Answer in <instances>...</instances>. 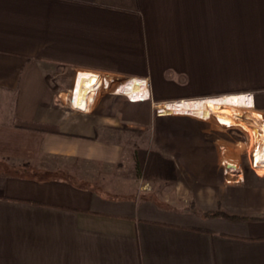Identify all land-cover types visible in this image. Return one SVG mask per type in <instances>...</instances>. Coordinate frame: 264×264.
Here are the masks:
<instances>
[{"label": "crops", "instance_id": "obj_1", "mask_svg": "<svg viewBox=\"0 0 264 264\" xmlns=\"http://www.w3.org/2000/svg\"><path fill=\"white\" fill-rule=\"evenodd\" d=\"M195 62L223 63L233 94L201 98L202 114L254 129L252 111L262 143L264 0H0V264H264V178L220 164L241 153L154 135L104 97L88 111L59 97L90 98L98 73L147 80L153 96V78ZM251 143L247 169L264 177ZM137 148L173 159L174 179L141 176ZM217 210L245 218L203 214Z\"/></svg>", "mask_w": 264, "mask_h": 264}, {"label": "rangeland", "instance_id": "obj_2", "mask_svg": "<svg viewBox=\"0 0 264 264\" xmlns=\"http://www.w3.org/2000/svg\"><path fill=\"white\" fill-rule=\"evenodd\" d=\"M189 65H191L190 66V68L192 69L191 72H189V70H186L184 72L175 70V71L167 72L161 78H153L152 79L153 96L151 95L148 101L142 102L138 104L136 107L130 106L129 104L130 99H128L126 96L113 94L112 89H114L115 87L110 88L109 90H104L99 95L97 102L98 100L104 97L103 100L104 102H106L105 105L120 107V109L124 111V113L128 115L129 118H135L137 120L135 123H133L134 125H136L135 127L143 128L145 127V124H148V122L152 121L154 123L152 124V128L154 129L153 130L154 135L157 133V131L161 129L164 130L166 129L169 130V132L171 130H174L176 132L183 131L186 135H189L188 138L190 140L193 139L192 136L196 135L197 133H200L203 137H205L202 138V140L206 142L210 140L209 138L216 136V138L217 137L220 138V144L224 145V149L228 150V152L230 151V154L234 152L241 153L238 159L228 155L227 159L225 158L222 159V161L220 162L221 165H223L225 161L234 163L237 164L240 169L237 172V174L241 171L242 168L243 170H246V173H248L247 177H252L256 180L260 178H264L263 176L258 177L253 175L251 173V170L249 171V169H247V167H251V162L249 157V147H248L249 137L247 131L243 126V125L248 126L247 124L241 122L239 123L237 122V124L236 123L233 124L229 120H223L221 118H217L216 117L217 113L216 110L214 109L210 110V112L208 113V115H210V118L207 117V119L206 117L192 116L194 117L192 118L189 116H182L186 119H174V121H171L170 119H166L164 121L167 123L164 124L162 122H157L156 119L158 118V116H160L156 107L157 104H160L162 102H171V101L175 102L180 100H192V99H201V98H210V97L216 98L226 94L225 89L227 86L230 85V83L226 84V80L222 76L223 63H215V62L184 63V66L186 67H189ZM193 73H195L194 76H190ZM121 80H123V78H121ZM239 84H240L239 79H234L233 85L236 87L239 86ZM74 92H77V90ZM226 95H233V94H226ZM66 98L68 99V97ZM173 117H178V116H173ZM249 117L252 119L254 125V129L253 126L251 125L250 127L248 126L249 134L252 140L251 145L252 147H263L264 144L261 143L258 130L256 132L257 125L254 120L252 111L249 112ZM147 128L150 127L148 126ZM141 131L142 130H136V132H141ZM135 136H136L135 141H137L138 143L139 138L136 133ZM142 139L143 140L140 141H144V137H142ZM153 139L154 140L157 139L158 142L160 138H158L156 135L154 136ZM222 145L218 146L220 153H223L224 150ZM230 148L232 149L230 150ZM237 174H234V176H238Z\"/></svg>", "mask_w": 264, "mask_h": 264}, {"label": "bare ground", "instance_id": "obj_3", "mask_svg": "<svg viewBox=\"0 0 264 264\" xmlns=\"http://www.w3.org/2000/svg\"><path fill=\"white\" fill-rule=\"evenodd\" d=\"M81 74H83V73L79 72L78 78L80 77ZM108 83L106 86L104 85V83L101 85V80L96 78V80L94 82V86H93V91H92L90 98H86V99L80 98L79 99L78 97H76L75 94H73V93L70 94L71 92H74L75 88L68 91L66 94H63V95L65 97H68L67 100L70 101L71 105L74 108H76L78 110L85 109L83 111H88V110H91L93 108V106L97 102L99 95L104 90H109L110 88L113 87V84H111V83L108 84ZM114 85H117L116 91L119 94L124 95L128 99L134 100L135 102L150 99V91H149V85H148L147 80L139 79V78H127V79H124L123 81L118 82L117 84H114ZM156 107H157V110L159 112V115H161V114H163V115H186V116L206 117V119H207V117L210 118L209 115L200 114L206 110V102L203 99L166 102V103H162V104H157ZM79 108H81V109H79ZM213 118H216V117H213ZM263 141L264 140L262 139V143H263ZM233 165L230 164L231 167ZM234 167H236V166L234 165Z\"/></svg>", "mask_w": 264, "mask_h": 264}, {"label": "trees", "instance_id": "obj_4", "mask_svg": "<svg viewBox=\"0 0 264 264\" xmlns=\"http://www.w3.org/2000/svg\"><path fill=\"white\" fill-rule=\"evenodd\" d=\"M130 101V100H129ZM132 102V101H130ZM19 126V124H18ZM37 128L43 131L51 130V125L46 124H35ZM136 166L138 173L144 177H168L172 179L175 177V161L171 158L164 157L159 151L148 149V148H137L135 153ZM169 177V178H170ZM32 204H39L35 201H27ZM206 217L225 216L232 219H244V216L228 215L223 211H206L203 212ZM196 231H204L199 228H191Z\"/></svg>", "mask_w": 264, "mask_h": 264}, {"label": "built area", "instance_id": "obj_5", "mask_svg": "<svg viewBox=\"0 0 264 264\" xmlns=\"http://www.w3.org/2000/svg\"><path fill=\"white\" fill-rule=\"evenodd\" d=\"M97 78L101 80V85L104 83L105 86L107 85L108 82L114 85V84H117L118 82L124 80V78H123V80H121V78L119 79V78H117V77H111V76L106 75V74H103V73H98V77H97ZM109 83H108V84H109ZM101 85H100V86H101ZM112 93L115 94V95H121V94L117 93V91H116L115 89H112ZM65 94H66V93H65ZM246 94H252V95L255 97V95H254L253 93H246ZM122 96H124V95H122ZM59 97L63 100V102L67 105V107H69V108H71V109H76V108H74V107L71 105L70 101H68L67 98H66L63 94H59ZM130 101H131V100H130ZM132 102H133V101H132ZM158 113H159V112H158ZM246 131H247V130H246ZM247 134H248L249 142H250L251 137L249 136L250 134H249L248 131H247ZM249 157H250V162H251V167H250V169L252 170V168H253V163L255 164V162H256V156H255V154H254L253 152L251 153V152L249 151ZM230 164L233 165L234 163H230V162H227V161H225V162L223 163L225 173H226V174H230V175L237 174V172L240 170V169H239V166H238L237 164H234L236 167H234V165L231 167ZM237 166H238V169H236Z\"/></svg>", "mask_w": 264, "mask_h": 264}]
</instances>
